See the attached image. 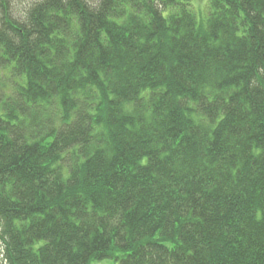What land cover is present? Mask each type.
<instances>
[{
    "label": "trees",
    "instance_id": "1",
    "mask_svg": "<svg viewBox=\"0 0 264 264\" xmlns=\"http://www.w3.org/2000/svg\"><path fill=\"white\" fill-rule=\"evenodd\" d=\"M0 260L264 264V0H0Z\"/></svg>",
    "mask_w": 264,
    "mask_h": 264
},
{
    "label": "rangeland",
    "instance_id": "2",
    "mask_svg": "<svg viewBox=\"0 0 264 264\" xmlns=\"http://www.w3.org/2000/svg\"><path fill=\"white\" fill-rule=\"evenodd\" d=\"M202 5V3H200V6ZM0 264H1V260H0ZM95 264H110V262L107 260H102V261H96Z\"/></svg>",
    "mask_w": 264,
    "mask_h": 264
}]
</instances>
